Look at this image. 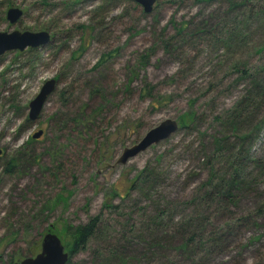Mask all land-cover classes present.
I'll use <instances>...</instances> for the list:
<instances>
[{
	"label": "rangeland",
	"instance_id": "rangeland-1",
	"mask_svg": "<svg viewBox=\"0 0 264 264\" xmlns=\"http://www.w3.org/2000/svg\"><path fill=\"white\" fill-rule=\"evenodd\" d=\"M13 30L51 38L0 54V264L46 232L66 264H264V126L244 140L264 118V0H0ZM166 118L174 132L116 162ZM238 164L244 183L206 199Z\"/></svg>",
	"mask_w": 264,
	"mask_h": 264
},
{
	"label": "water",
	"instance_id": "water-1",
	"mask_svg": "<svg viewBox=\"0 0 264 264\" xmlns=\"http://www.w3.org/2000/svg\"><path fill=\"white\" fill-rule=\"evenodd\" d=\"M142 5L145 11H150L155 0H132ZM21 11L17 8H8L6 11V19L10 23H14ZM50 41V35L47 31H18L0 32V54L7 50L18 49L23 50L27 46L39 47ZM56 81L49 79L43 83L39 92L32 98L29 105V120H36L41 112L47 97L54 91ZM177 129L176 121L166 118L157 126L148 130L143 137L130 147L122 150L121 155L117 159V163L124 164L129 157L135 156L148 146L167 138ZM42 134L41 130L33 134V138H37ZM1 152V150H0ZM68 261V253L64 251V246L59 237L52 232H46L40 242V251L35 255L24 257L16 264H66Z\"/></svg>",
	"mask_w": 264,
	"mask_h": 264
},
{
	"label": "trees",
	"instance_id": "trees-1",
	"mask_svg": "<svg viewBox=\"0 0 264 264\" xmlns=\"http://www.w3.org/2000/svg\"><path fill=\"white\" fill-rule=\"evenodd\" d=\"M261 87L262 86L258 82L252 83V89L255 91L259 90V94L263 95ZM146 89H147V91H150L151 88L147 87ZM263 126H264V118L261 121L257 122V124L251 128V130H249L250 132L248 133V135L245 137L244 140L245 141L251 140L249 142L251 144V142L255 139L256 135L259 134V132L261 131ZM234 150L236 152L237 148L236 149L234 148ZM238 150H239V147H238ZM236 156H237V152H236ZM228 159L229 160H227V161H229L230 165H232L233 162L235 163V161H233L231 159L230 155L228 156ZM238 163H240V162L238 161ZM239 171H240V165L238 164L237 168H235V170H234V172L237 175V179L234 178L233 175H232L233 178H231V179L221 178L219 181L216 182V184H213L210 187L211 188L210 191H209V189L206 190L203 196L207 199L208 195H209V197H211V199L214 200L215 199L214 197H216V195L214 196L212 192L218 191L219 193H221V195L219 194L221 197H224V198L230 197L232 195V191H233L232 189L238 188L240 185H242L244 183V180L241 179V177L239 176ZM228 193H230V194L227 195ZM204 203L205 202H203V201L200 202V204H204ZM257 212L259 213L260 209H257L256 214H258ZM165 213L166 214H172L169 212V210L168 211L165 210ZM158 214H163V213H158ZM177 214H179V213H177ZM202 216H203V214H202ZM241 223H242V221H241ZM236 225H237V227L239 226L238 224H236ZM95 228H96V220L95 219H93L90 222H88L87 224L82 225L81 227L77 228L76 238H75V243H74L75 251L77 249H79L80 247H82L87 242L89 237L93 234Z\"/></svg>",
	"mask_w": 264,
	"mask_h": 264
}]
</instances>
